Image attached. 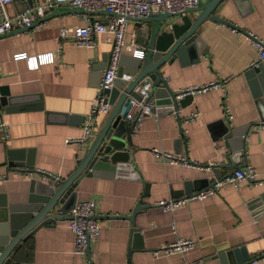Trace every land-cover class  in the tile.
<instances>
[{"label": "crops", "instance_id": "1", "mask_svg": "<svg viewBox=\"0 0 264 264\" xmlns=\"http://www.w3.org/2000/svg\"><path fill=\"white\" fill-rule=\"evenodd\" d=\"M26 4L27 0H11L0 7V22L19 13ZM68 8L58 5L46 14L65 11L39 26L0 36V91L6 90L12 96L9 105L0 106V121L7 124L8 130V137L0 139V175H4L0 178V201H24L31 180L56 184L39 171L56 174L60 180L68 176L111 110L110 105L108 112L96 114L92 135L80 141H65L82 136L85 115L112 43L110 33H100L93 47L58 39L60 26L106 18L105 13L89 15L68 12ZM187 14L194 18L197 12ZM213 14L264 39V0H221ZM242 30L204 19L196 29L201 52L185 51L160 70L172 91L216 79H225L224 88L196 94L179 105L180 117L198 111L189 122H179L167 105L155 106L154 97H150L155 110L134 127L130 147L133 159L128 169L117 176H83L78 181L76 202L93 200L95 214L100 215L99 234L89 241L87 251L73 252L68 218L62 217L17 243L12 250L14 264H181L197 259L202 264H222L218 254L228 250L236 251L234 258L242 264H264V256L252 261L264 250V184L250 186L241 179L237 187L223 185L211 195L189 199L172 212L162 211L155 204L179 197L174 192L186 181L203 179L199 189L209 185L216 179L214 168L221 177L249 163L264 174V126L260 124L264 100L253 95L250 77L244 74L252 65L257 46ZM132 33L139 43L137 20L129 19L125 39L129 40ZM21 51L28 55L53 51L54 61L29 68L25 59L13 57ZM123 55L122 67L127 69L130 54ZM260 61L264 68V58ZM255 80L259 84V78L255 76ZM224 105L232 113L230 121L224 115ZM225 125L244 130L241 150L234 152L225 145L221 136ZM152 147L184 154L200 164L212 161L214 165L193 167L163 162L154 157ZM7 149L21 151V163L28 160L32 168L5 163ZM23 169L31 170V175H22ZM136 205L140 206L132 221L123 216L131 214ZM133 227L139 228L135 240ZM177 237L192 238L196 244L183 253H152Z\"/></svg>", "mask_w": 264, "mask_h": 264}, {"label": "water", "instance_id": "2", "mask_svg": "<svg viewBox=\"0 0 264 264\" xmlns=\"http://www.w3.org/2000/svg\"><path fill=\"white\" fill-rule=\"evenodd\" d=\"M220 1H200L198 5L185 10L183 13L148 12L142 17L132 18L137 20V40L144 49L143 57L129 55L130 62L127 64V69H123V58L126 55H122L114 84L111 88L105 90L111 110L102 127L93 137L87 151L79 159L76 167L68 176L59 180L56 184L36 183L31 180L29 193L24 201L15 203H8L5 199L0 201V264H14L12 260L13 248L20 241L26 240L37 228L48 225L55 219L70 217L69 211L76 202L75 186L83 176L112 177L128 169L133 159L130 147L132 146V134L135 127L133 121L126 119V113L131 106V97L139 99L144 95L147 98L154 97L155 106L167 105L170 112L178 109L179 105L185 104L192 98L191 95H186L181 99H176L175 92L167 85L160 68L164 63H169L173 57H180L185 51L196 49L201 52V47L197 45L198 35L196 29L206 18L242 30L231 21L213 14L215 6ZM6 5L7 3L0 7L3 8ZM31 5L32 0H27V4L22 10ZM62 11L65 10L59 9L45 14L30 26L17 28L2 33L0 36L30 28L38 21L45 20ZM66 11L89 15L110 13L106 10L89 11L79 7H70ZM190 11L197 12L194 18L187 14ZM177 15H179L178 18H173ZM242 32L247 34L246 30H242ZM122 73L128 74L129 78H122ZM244 74L250 77L253 95L263 101L264 68L262 62L258 60L252 64L244 70ZM255 76L259 78V84L255 80ZM259 85L261 87H258ZM11 98L12 96L8 94V91L1 90L0 106L9 105ZM5 110L8 111V106L5 107ZM243 131L239 128L233 130L226 125L224 126L221 136L225 145L231 147V151L241 150L240 135L243 134ZM21 160V151L16 149L6 150L5 163L14 164L15 166L25 165L28 169L32 168L30 161L27 160L21 163ZM11 161H14V163H11ZM213 172L216 178H220L218 168H214ZM202 180L186 181L183 188L174 192V195L180 196L189 193L193 189H199ZM139 206L136 205L131 214L123 216L132 221ZM94 216L100 218V215L94 214ZM106 216L110 218L121 217L120 215ZM131 231L133 239H137L139 228L133 227ZM234 253L236 251L228 250L219 253L218 257L222 264H242V261L240 262L237 258H234Z\"/></svg>", "mask_w": 264, "mask_h": 264}, {"label": "built area", "instance_id": "3", "mask_svg": "<svg viewBox=\"0 0 264 264\" xmlns=\"http://www.w3.org/2000/svg\"><path fill=\"white\" fill-rule=\"evenodd\" d=\"M11 0H0V6ZM201 0H38L21 12L11 16L5 17L0 22V34L14 30L21 27L30 26L35 21L41 19L48 11L65 4L70 7H79L89 11L106 10L110 13H105L106 18H94L85 24L68 26L63 25L58 28V39H70L75 45L83 47H93L96 44V38L100 33H110L112 35V43L108 52L105 64L101 69L100 78L95 89L94 95L90 101L89 108L85 115V120L82 127V136L77 138H66V142L73 140L80 141L92 135L95 124V116L97 113H106L110 109L106 89H109L114 84V79L117 76L118 68L120 67L121 57L124 53H129L131 56L143 57L144 49L134 39V33L131 34L129 40L125 39V29L129 19L139 18L146 15L148 12L161 13H183L185 10L194 7L200 3ZM38 21L34 26H39L42 22ZM236 28V27H235ZM234 28V29H235ZM238 29V28H237ZM247 36L257 46V53L252 60V64L264 58V39L259 38L256 34L247 31ZM55 52L47 51L28 55L25 51L14 54V59H25L26 65L29 68H36L42 63H50L54 61ZM122 78L128 79L129 75L122 73ZM223 80H211L201 84L188 85L184 88L178 89L175 92V98L181 99L186 95L194 96L203 93L210 89L224 88ZM131 106L126 113V119L133 121L135 126L141 123L144 116L153 113V103L146 95L140 99L131 97ZM174 115L182 122H189L195 119L198 114L197 110H193L188 114L180 117L178 109L172 111ZM225 117L230 121L232 113L228 106H223ZM264 126V121L260 122ZM185 135V130L182 129ZM8 137L7 124L0 121V139L5 140ZM151 151L154 157L163 162L171 164H180L183 166H201L210 167L214 162L208 161L200 164L196 161L189 160L184 154L164 151L157 147H152ZM231 173L223 177L214 179L209 185L186 193L179 197H170L165 200L156 201L162 211L172 212L175 208L184 204L189 199H200L207 195H211L223 186L231 185L237 187L239 180L244 179L250 186H257V184H264V174H259L257 169L249 163L239 165ZM50 182L56 183L60 177L56 174L39 171ZM22 175H31V170L23 169L20 171ZM4 175H0L2 178ZM70 217L67 220L66 226L72 233V250L74 253L84 254L87 251V242L93 241L99 234V223L95 218V203L93 200H80L75 202L74 206L69 211ZM175 226L171 225L174 230ZM264 233V231H263ZM196 242L192 238L177 237L174 241L169 242L155 250L153 254L168 255L173 253H183L195 246ZM258 256H264V250L260 251L256 257L252 259L255 261ZM181 264H202L201 259L185 261Z\"/></svg>", "mask_w": 264, "mask_h": 264}]
</instances>
